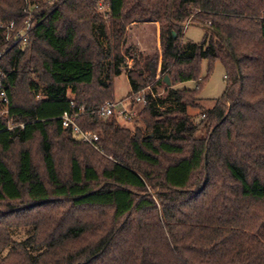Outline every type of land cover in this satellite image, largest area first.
Wrapping results in <instances>:
<instances>
[{
  "label": "trees",
  "instance_id": "16d2710c",
  "mask_svg": "<svg viewBox=\"0 0 264 264\" xmlns=\"http://www.w3.org/2000/svg\"><path fill=\"white\" fill-rule=\"evenodd\" d=\"M55 1L0 0V24L13 23L16 33L27 7L38 5L26 46L6 49L0 75L8 99L0 117V251L13 244L12 228H24L29 235L14 253L31 264H264V0ZM103 6L108 26L96 12ZM192 16L204 35L183 43ZM146 20L160 26L155 85L166 86V76L169 86H196L147 95L144 129L130 130L95 111L114 101L110 80L130 52L118 50L126 25ZM138 57L127 76L131 93L153 78L152 57ZM215 61L227 86L204 110L197 94ZM21 68L43 71L28 81L32 102L23 105L14 101ZM78 108L85 113L77 125L98 136L106 159L61 126L60 117ZM188 108L201 119L194 122ZM203 129L207 135L196 138ZM35 140L42 172L25 147Z\"/></svg>",
  "mask_w": 264,
  "mask_h": 264
},
{
  "label": "rangeland",
  "instance_id": "374dc122",
  "mask_svg": "<svg viewBox=\"0 0 264 264\" xmlns=\"http://www.w3.org/2000/svg\"><path fill=\"white\" fill-rule=\"evenodd\" d=\"M45 4H47L48 7H52L56 1L55 0H43ZM100 5V4H99ZM98 5V6H99ZM103 5V4H102ZM59 6V5H58ZM96 12L103 17L104 21L106 22L107 26L109 25V19L106 15V8L100 7L96 9ZM31 20L34 18L33 16L28 17ZM26 21V20H25ZM195 18L190 17L187 22L184 24L183 29V35H182V42H190V43H199L201 42L203 35H204V28L201 27V25L198 23ZM3 26H6L5 24H2ZM15 27H13V30ZM85 26H82V34H85ZM8 30L4 28L3 30H0V32L6 37L7 47L0 50V75L2 73L3 68L7 65V58L4 57L6 49H11L15 46L14 40L12 37L14 35L16 36V31L14 30ZM22 30V29H21ZM159 33H160V26L155 21H135L128 23L126 25L124 35L126 40V44H118V50L122 53H124L125 49H130V52L128 55H126L123 59V62L119 66L120 74L117 76L111 77L110 80V88H111V94L110 98L114 101H122L128 96L131 95L130 92V86L127 79V76L129 75V72L134 69V64L139 62L138 54L141 53L143 56L148 55L152 57V66H151V74H153V78L151 80L148 77L147 84L144 87V91L146 95H152V97H164L166 95V90L164 87H172L176 90H182V89H195L196 82L195 81H189L181 84H170V86H158L155 85L156 81L161 77L160 74V60H161V47L159 42ZM99 41L103 44V47L105 48V41L103 38L98 37ZM114 45V44H113ZM23 48V47H21ZM106 49V48H105ZM102 63V67L100 68V71L102 70L103 75L105 76V73H107L108 69H110L109 65L113 63L111 58L105 59ZM208 69V62L207 61H201L200 64V73L201 77L206 76V72ZM35 69L33 68H24L20 69L19 77H18V83L17 87L14 90V101L15 104L23 105L25 103L32 102V97L30 93L27 90V83L30 80H35V75H39L40 77H43V71L41 69H37V73H34ZM225 73L224 69L221 66V64L217 61H215L211 66V71L208 75V77L201 83V88L198 91L197 94V105L201 108L208 109L211 108L215 101L222 96L224 93L227 81L225 79ZM98 76V70L95 71V78ZM147 76V75H145ZM147 79V78H146ZM105 80V79H104ZM88 89H91V87H81L79 91H87ZM155 89V91H154ZM109 92V93H110ZM82 93V92H81ZM107 99V98H101V100ZM4 105L0 103V117L3 115L4 112ZM143 107L137 106L136 107V115L132 122H124L121 121V125L125 129L133 130L134 125H137L138 127H141L144 129V122H143V115L142 114ZM187 116H189L194 122H197L200 120V110L198 108H188L187 109ZM208 131L203 129L200 130L195 134L196 138L205 137L207 135ZM79 141V140H78ZM24 147V146H23ZM32 154L33 161L38 169L39 172H42V166L40 163V153H39V146L38 141L35 140L34 142L26 145ZM21 147H15L13 152L10 154V160L9 163L15 162V154ZM95 152V151H94ZM57 164L63 170L64 172L67 169V159L63 155H58L56 157ZM96 159L104 160L106 159V156L102 152H96ZM110 160V158H107ZM10 165V164H9ZM3 211V210H2ZM1 212V210H0ZM4 212V211H3ZM2 212V213H3ZM22 212H18L17 215H20ZM17 222V221H16ZM14 227V226H12ZM10 239L13 244H11V247H6L0 251V264H31V259L27 257H22V255L17 256L18 252L14 251L17 249L18 242H21L24 240L28 235L29 232L25 230L24 228H12L10 230ZM16 243V244H15ZM13 251V252H12ZM14 253V254H11ZM9 254V255H8ZM36 255L32 254V258ZM28 260V261H27Z\"/></svg>",
  "mask_w": 264,
  "mask_h": 264
},
{
  "label": "built area",
  "instance_id": "2783aa9c",
  "mask_svg": "<svg viewBox=\"0 0 264 264\" xmlns=\"http://www.w3.org/2000/svg\"><path fill=\"white\" fill-rule=\"evenodd\" d=\"M37 9H38V5H34L32 7L29 6L24 12L27 13L28 17H31L32 11ZM28 17L26 18L22 30L17 32L16 36L13 38L14 44L18 45L19 47L26 46L28 35L31 32L32 28L34 27V20L33 19L31 20ZM13 27H14L13 23H10L6 26L0 24V30L4 28L8 30H13ZM146 96L147 95L145 94L144 90L131 93L130 96H128L122 101L106 102L101 108L96 110L95 113H97L101 117H106V118L109 116H115L120 120H123L124 122L130 123L133 121V119L136 116V107L137 106L145 107L147 105L148 100ZM0 103L3 105H7L8 103L7 95L4 89L2 88L1 84H0ZM84 113L85 111L83 108H78L76 111H73L71 113H64L60 117L61 126L64 129H69L77 140L85 144H89L96 151L100 152V148L97 144L98 136L95 133L83 131L82 129L79 128V126L76 123L77 118Z\"/></svg>",
  "mask_w": 264,
  "mask_h": 264
},
{
  "label": "water",
  "instance_id": "95a60500",
  "mask_svg": "<svg viewBox=\"0 0 264 264\" xmlns=\"http://www.w3.org/2000/svg\"><path fill=\"white\" fill-rule=\"evenodd\" d=\"M163 81H164V83L166 84V86H169V80H168V77H164V79H163Z\"/></svg>",
  "mask_w": 264,
  "mask_h": 264
}]
</instances>
